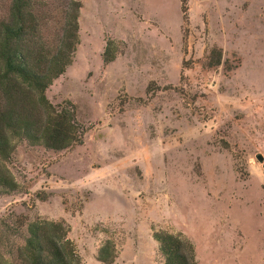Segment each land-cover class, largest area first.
Masks as SVG:
<instances>
[{
  "label": "rangeland",
  "instance_id": "obj_1",
  "mask_svg": "<svg viewBox=\"0 0 264 264\" xmlns=\"http://www.w3.org/2000/svg\"><path fill=\"white\" fill-rule=\"evenodd\" d=\"M184 6L81 0L72 62L45 90L74 104L81 142L14 140L0 251L39 217L67 224L84 264L105 239L112 264H157L151 229L188 240L196 264H264V0Z\"/></svg>",
  "mask_w": 264,
  "mask_h": 264
},
{
  "label": "trees",
  "instance_id": "obj_2",
  "mask_svg": "<svg viewBox=\"0 0 264 264\" xmlns=\"http://www.w3.org/2000/svg\"><path fill=\"white\" fill-rule=\"evenodd\" d=\"M185 13L184 0H179ZM81 0L0 1V191H16L18 184L5 166L14 140L60 151L81 142L75 106L63 99L51 103L47 87L71 64L78 44ZM118 42L104 40L101 60L111 62ZM219 57L216 56L218 63ZM21 243L6 240L0 264H84L67 237L63 220L35 217L23 223ZM157 264H196L191 243L176 234L151 229ZM114 243L105 239L94 260L112 264Z\"/></svg>",
  "mask_w": 264,
  "mask_h": 264
},
{
  "label": "water",
  "instance_id": "obj_3",
  "mask_svg": "<svg viewBox=\"0 0 264 264\" xmlns=\"http://www.w3.org/2000/svg\"><path fill=\"white\" fill-rule=\"evenodd\" d=\"M255 159L257 160V162L261 163L262 168H264V159L260 153L255 154Z\"/></svg>",
  "mask_w": 264,
  "mask_h": 264
}]
</instances>
